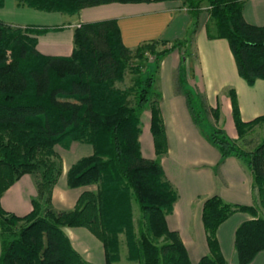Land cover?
<instances>
[{"label":"trees","instance_id":"obj_1","mask_svg":"<svg viewBox=\"0 0 264 264\" xmlns=\"http://www.w3.org/2000/svg\"><path fill=\"white\" fill-rule=\"evenodd\" d=\"M184 2L192 11L195 34L201 12H209L215 27L210 39L228 41L239 76L249 86L264 80V26L249 24L244 2L238 0H16L19 8L45 13L77 15L82 10L109 4ZM4 0H0V10ZM63 27L13 26L0 19V264H88L74 249L64 228H86L104 245L106 263L127 260L138 264H227L217 239L220 226L236 213L252 219L235 234L238 264H251L264 251V216L259 207L230 204L220 196L205 200L202 221L209 254L193 263L167 217L174 212L178 193L167 179L162 159L169 152L161 115L162 96L148 64L160 63L184 42H145L128 48L117 20L83 23L75 29L70 56L42 54L39 37ZM183 56L187 57L184 52ZM153 57L154 60H150ZM131 75V85L122 89ZM195 123L222 159L236 158L253 175V191L264 209V141L252 151L224 130L207 133L194 113ZM238 139L259 124L242 119L237 92H229ZM151 113L150 130L156 159L142 154V112ZM217 120L219 108H211ZM73 143L91 145L94 153L74 164L67 174L70 189L96 185L84 192L72 210L53 207V190L63 163L56 148ZM24 175L35 178L38 196L25 217L7 213L1 205L5 192ZM133 204L141 217L136 221ZM122 236L124 239H122Z\"/></svg>","mask_w":264,"mask_h":264},{"label":"crops","instance_id":"obj_2","mask_svg":"<svg viewBox=\"0 0 264 264\" xmlns=\"http://www.w3.org/2000/svg\"><path fill=\"white\" fill-rule=\"evenodd\" d=\"M12 1V0H11ZM244 2L243 16L255 26H264V0H238ZM6 0L4 7L6 9ZM13 10H19L13 0ZM25 8H23L24 10ZM32 20L19 23L17 17L0 19L13 26L63 27L39 37L38 49L51 56H70L73 51L75 29L83 23L117 20L123 42L135 49L145 42L165 41L169 45L184 42L183 51H174L162 63L161 115L165 124L169 152L162 159L167 179L178 193L174 212L167 217L168 226L177 231L193 263L209 254L207 236L202 221L203 205L206 199L220 196L230 204L254 206L253 175L238 159L223 160L219 150L210 143L195 123L185 92L177 85L187 59L192 60L193 80L190 85L200 91L211 108H220V96L225 99L229 115L232 117L230 90L237 92L242 119L245 122L264 115V80L249 86L239 76L235 58L225 39H210L207 28L211 23L209 12L204 9L199 18L196 32L193 13L182 1L142 4H109L82 10L69 16L60 13H45L28 9ZM28 13V12H26ZM186 59H183V58ZM179 75V76H178ZM184 88V87H183ZM149 123L145 126V139L149 140L147 159H156L153 137L150 130L151 113H147ZM233 121V118H232ZM230 137H237L235 130ZM142 140V135H141ZM63 163L62 174L53 190V207L57 211L74 209L80 196L86 191H96L97 186L70 189L67 174L70 168L82 158L94 153L91 145L73 143L69 149L56 148ZM38 191L35 178L24 175L12 185L1 198L2 208L9 214L25 217L33 211V200ZM252 217L247 213H236L223 223L217 231V239L227 264H238L235 250V234L238 227ZM74 249L88 264H107L103 243L86 228H64ZM1 257V243H0ZM251 264H264V251Z\"/></svg>","mask_w":264,"mask_h":264},{"label":"rangeland","instance_id":"obj_3","mask_svg":"<svg viewBox=\"0 0 264 264\" xmlns=\"http://www.w3.org/2000/svg\"><path fill=\"white\" fill-rule=\"evenodd\" d=\"M6 9L2 11V18L3 19H8L12 18L13 16L17 17V21L19 23H27L28 21L32 20L31 16H28L27 14H32L29 13L31 11L28 10V8H23L17 10H13V0H6ZM31 10V9H30ZM33 10V9H32ZM28 12V13H26ZM184 53V51H182ZM183 59H186L185 57ZM165 60L162 59L160 63H154L150 62L148 64V70L150 74L154 75L156 78V84H155V90L163 97L162 93V70L160 69L162 67V63ZM192 66V60L187 59L183 63V69L178 70V72H181L177 88L178 90H182L183 92H190L192 94V99H193V109L194 113L199 115L200 117V124L203 130H205L207 133L213 132L215 129H222L226 132V134L230 137V133L235 130L237 137L235 140L238 141L239 147H241L243 150L246 151H252L256 145L264 141V124H259L256 125L245 137L244 140L238 139V133L234 124V121H232L233 116L231 117L227 111L226 104H225V99L220 96V108H219V117L216 120L215 117L213 116V113L211 112V107L209 106L208 102L206 101L204 95L197 90L195 86L190 85V81L193 80V70H188V67ZM179 76V75H178ZM190 78V81H189ZM131 75L129 74L128 77L126 78L125 83L120 84L119 86L122 89H125L126 87L131 85ZM184 87V88H183ZM147 113H150L148 110H144L141 114L142 116V140L140 137V143L142 144L143 148V153L145 155H149V140L146 137L145 139V126L147 122L149 123V119L147 117ZM231 138V137H230ZM233 139V138H231ZM255 198H256V204L255 206L259 207V211L261 216H264V209L260 207L259 205V199L257 196V193L254 192ZM133 209H134V214H135V220L137 221L141 217V213L139 210V207L137 204H133ZM122 239L124 237L122 236ZM115 264H138L135 262H129L127 260V249L126 246H123L121 249V255H120V260L116 262Z\"/></svg>","mask_w":264,"mask_h":264},{"label":"built area","instance_id":"obj_4","mask_svg":"<svg viewBox=\"0 0 264 264\" xmlns=\"http://www.w3.org/2000/svg\"><path fill=\"white\" fill-rule=\"evenodd\" d=\"M150 60L152 61V60H154V58L153 57H150Z\"/></svg>","mask_w":264,"mask_h":264}]
</instances>
